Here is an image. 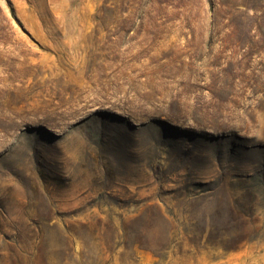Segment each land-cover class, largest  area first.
<instances>
[{"label": "rangeland", "instance_id": "374dc122", "mask_svg": "<svg viewBox=\"0 0 264 264\" xmlns=\"http://www.w3.org/2000/svg\"><path fill=\"white\" fill-rule=\"evenodd\" d=\"M0 264H264V0H0Z\"/></svg>", "mask_w": 264, "mask_h": 264}]
</instances>
